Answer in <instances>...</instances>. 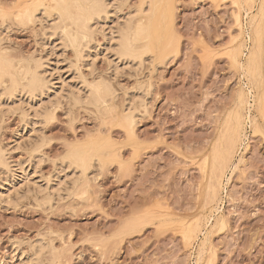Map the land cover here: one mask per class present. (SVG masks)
Instances as JSON below:
<instances>
[{
  "label": "rangeland",
  "instance_id": "374dc122",
  "mask_svg": "<svg viewBox=\"0 0 264 264\" xmlns=\"http://www.w3.org/2000/svg\"><path fill=\"white\" fill-rule=\"evenodd\" d=\"M142 1H107L79 55L45 36L55 0H0V56L39 61L46 83L14 98L0 84V264H264V0H156L154 41L131 61L108 39ZM99 78L114 117L72 101Z\"/></svg>",
  "mask_w": 264,
  "mask_h": 264
},
{
  "label": "bare ground",
  "instance_id": "6f19581e",
  "mask_svg": "<svg viewBox=\"0 0 264 264\" xmlns=\"http://www.w3.org/2000/svg\"><path fill=\"white\" fill-rule=\"evenodd\" d=\"M107 1H109V0H107ZM106 0H55V2L53 3V4H51V12H52V14L54 13L55 15H56V18L59 20V21H57V19H55V22L53 23L52 22V26L50 27L51 28V31L50 32H46L45 34V36H47V38L49 37V36H52V35H54V34H56V35H60L61 36V38H63V39H65L66 41H68L69 43H70V45L72 46V48L74 47L75 49H73V51L75 50V52H76V50L82 45V43H83V41H85V43H83V45L82 46H84L85 44V46L87 47L88 45H87V42H89V44L91 43V41L90 40H92L91 38H92V36L94 35V33H93V25H95L94 23L95 22H97L98 20H100L101 21V18H103V17H106V16H108V13H109V11H111V10H109V5L111 4L110 2H109V4H108V2H107ZM144 1V3L142 4V5H140L139 7L140 8H138L137 9V12H136V15L134 14V16L135 17H137V18H134V19H131V17H129L130 18V20L128 19V22H125V21H127V20H125L124 22V24H122V23H120V27L117 29V34H116V30H115V28H112V31H110V33H111V35H109V41L111 42V41H115V45H114V43L113 44H111V45H114V47L113 46H111L110 45V48H112V50H114V49H116L114 52H117V53H119L120 54V56H122V57H124V58H131V61H132V59H140V61H142V59H143V56H145V53L147 54V52H149V49H150V46H151V44L153 43V41H154V37H155V32H154V26H153V23H152V18L154 17V16H156L155 14L157 13V10H158V6H157V1L156 0H143ZM142 1V2H143ZM38 2V1H37ZM41 3V2H40ZM257 3V2H256ZM263 4H264V2H262ZM49 4V3H48ZM32 5V4H31ZM50 5V4H49ZM145 5H146V7H148L147 9L145 8ZM159 5H160V3H159ZM256 5V4H255ZM259 5V4H258ZM35 6H40V4L39 3H37V5H35ZM45 6V5H44ZM43 6V7H44ZM243 6V5H242ZM47 7V6H46ZM45 7V9H47ZM49 7V6H48ZM163 7V6H162ZM241 7V6H240ZM258 8V7H257ZM38 9V7H35L34 8V11H33V9L31 10H28V11H26L27 9H25V11H24V14H25V16L27 17V19H31L32 17H36V13L39 11V9ZM44 9V10H45ZM245 9V8H244ZM42 10V9H41ZM37 11V12H36ZM164 11V10H163ZM162 11V12H163ZM258 11V10H257ZM26 12V13H25ZM44 12H46V11H44ZM165 12H166V10H165ZM50 13V12H49ZM111 13V12H110ZM257 13V12H256ZM23 14V13H22ZM23 14V15H24ZM48 14V12H46V14H44V15H47ZM24 16V17H25ZM257 16V15H256ZM48 17V16H47ZM260 17H262V14H261V16ZM133 18V17H132ZM162 18V17H161ZM160 18V19H161ZM105 19V18H104ZM108 19V18H107ZM135 19H137L136 21H135ZM251 19V18H250ZM44 20V19H43ZM261 20V19H260ZM31 21V20H30ZM45 21V20H44ZM104 21V20H103ZM46 22V21H45ZM105 22V21H104ZM162 22V21H161ZM254 22V21H253ZM261 22H262V20H261ZM263 22H264V20H263ZM18 23V22H17ZM46 24V23H45ZM98 24V23H97ZM104 24H106V23H104ZM103 24V25H104ZM119 23H117V25H118ZM249 24H251V23H249ZM49 26H50V24H49ZM164 26V25H163ZM162 26V27H163ZM252 26V25H251ZM96 27V26H95ZM100 27V26H99ZM160 27V26H159ZM49 28V29H50ZM165 28V27H164ZM171 28V27H170ZM43 29H46V28H43ZM48 29V28H47ZM95 29V28H94ZM114 30V31H113ZM254 30V29H253ZM48 31V30H47ZM168 31V30H167ZM256 31V30H255ZM115 32V33H114ZM250 32V31H249ZM261 32H262V30H261ZM109 33V34H110ZM166 33V32H165ZM116 34V35H115ZM162 34V33H161ZM263 34V33H262ZM250 35V34H249ZM55 36V35H54ZM105 36V35H104ZM160 36H162V35H160ZM253 35H251L250 37H252ZM60 37H58V39H59ZM107 38H108V36H107ZM254 38V37H253ZM57 39V40H58ZM159 39H160V37H159ZM249 40H250V38H249ZM254 40V39H253ZM264 40V39H263ZM49 41V40H48ZM62 41V40H61ZM94 41V40H93ZM251 41H252V39H251ZM54 42V41H53ZM63 42V41H62ZM156 43H157V40L155 41ZM159 42V41H158ZM64 44L66 43V42H63ZM262 44V43H261ZM68 45V43L65 45V46H67ZM162 45V44H161ZM257 45H258V43H257ZM69 46V45H68ZM70 47V46H69ZM238 47V46H237ZM241 47V46H240ZM260 47V46H259ZM262 48H264L263 47V44H262V46H261ZM85 48V47H84ZM89 48H90V45H89ZM88 48V49H89ZM157 48V47H156ZM155 48V49H156ZM87 49V48H86ZM261 49V48H260ZM82 49H80V51H81ZM85 50V49H84ZM84 50H82V51H84ZM163 50V49H162ZM236 50V49H235ZM264 50V49H263ZM79 50L77 51L78 52V54H79V52H80ZM76 52V53H77ZM113 52V53H114ZM234 52V51H233ZM263 52V51H262ZM86 53V52H85ZM234 53H236V52H234ZM77 54V55H78ZM80 54H82V53H80ZM79 54V55H80ZM87 54V53H86ZM250 54V53H249ZM262 54V53H261ZM115 55V54H114ZM235 55V54H234ZM83 56V58L85 57L84 55H82ZM82 56H77V57H82ZM117 56H119L118 54H117ZM257 56V55H256ZM258 56H260V55H258ZM263 56V55H262ZM91 57V56H90ZM235 57V56H234ZM251 57V56H250ZM34 58V57H33ZM75 58H76V56H75ZM79 58V59H80ZM82 58V59H83ZM86 58V57H85ZM123 58V59H124ZM258 58V57H257ZM13 59V58H12ZM12 59H10L9 57H6L5 55H2V56H0V84H2L3 85V83L4 82H6L7 81V79L9 80V82H10V85H9V82L7 83V85H9L8 86V90H10V93L12 94V96H13V94H14V92L15 91H18V90H26V91H28V92H30V95H31V93H32V97H33V94L34 95H36L35 93L36 92H39V91H44L43 89H44V87H45V85H46V83H45V81H44V79L45 78H43L42 77V73H40V69H41V67H44L39 61H37L36 62V60H35V63H34V65L31 63V62H34V61H30V63H28V64H23V62H20V64H21V67L20 68H17V65L15 64L16 62L15 61H13ZM39 59H41V58H39ZM122 59V58H121ZM238 59V58H237ZM22 60V59H21ZM81 60V59H80ZM125 60V59H124ZM128 60V59H127ZM144 60V59H143ZM247 60H250V59H247ZM259 60V59H258ZM28 61V60H27ZM40 61H42V60H40ZM130 61V60H129ZM137 61V60H136ZM140 61L138 62V64L140 63ZM255 61H257V60H255ZM18 62H19V60H18ZM128 62V61H127ZM249 62V61H248ZM254 62V61H253ZM257 62H259V61H257ZM256 62V63H257ZM142 63V62H141ZM239 63V62H238ZM251 63V62H250ZM255 63V64H256ZM242 64V63H241ZM240 64V66H242ZM239 65V64H238ZM245 65V64H244ZM253 65V64H252ZM20 65H18V67H19ZM247 67V66H246ZM245 67V68H246ZM250 67V66H249ZM256 67V66H255ZM241 68V67H240ZM243 68V67H242ZM252 68V67H251ZM246 69H248V68H246ZM42 71V70H41ZM250 71V70H249ZM252 71H253V69H252ZM254 71H256V70H254ZM260 71V70H259ZM245 72H247V71H245ZM257 72V71H256ZM248 73V72H247ZM42 74V75H41ZM249 74V73H248ZM253 74V73H252ZM83 78V77H82ZM248 78V77H247ZM253 78V77H252ZM251 78V79H252ZM85 79V78H84ZM84 79H82V80H84ZM96 79V78H95ZM100 79V80H99ZM98 80H95V81H93V82H88L87 83V79H86V81H84V82H86L87 83V89H88V92H87V95L85 96V99H86V97H87V99L86 100H84V98H83V95L81 96V98H83V100L80 98V97H77V96H75V93H77V92H75L74 91V94H72L73 95V99H75V101L74 100H72V99H70V100H72L73 101V103H74V105H76V104H80V102L82 103V102H84L85 104L84 105H86V102L85 101H87V104L88 105H93V106H95V110H98V112H100V115H101V113H102V115H104L105 113L104 112H107L104 116H107L108 114L110 115H108L109 117H112V115H113V117L115 116V114L113 113V114H111V110L112 111H114V112H116L114 109H113V106L112 105H114L115 103H112L113 102V100H114V88H113V86L114 85H111L112 84V82H109V80L107 81V80H105V78H99ZM104 79V80H103ZM251 79H249V81L251 80ZM254 79V78H253ZM64 82V81H63ZM86 83H84L85 85H86ZM249 83H253V82H249ZM53 85V84H52ZM84 85V86H85ZM1 87V86H0ZM6 87L7 86H5L4 88L6 89ZM47 87V86H46ZM86 87V86H85ZM254 87V86H253ZM4 88H0V90L1 89H3L4 90ZM50 88V87H49ZM52 88V87H51ZM53 88H54V86H53ZM46 89V88H45ZM78 89V88H77ZM84 89H86V88H84ZM75 90V89H74ZM25 91V92H26ZM41 91V92H42ZM46 91H47V89H46ZM45 91V92H46ZM72 91V90H71ZM82 91V90H81ZM80 91V92H81ZM87 91V90H86ZM27 92V93H28ZM2 93H3V91H2ZM1 93V94H2ZM43 93V92H42ZM6 94V93H5ZM20 94V93H19ZM24 94H26V93H24ZM39 94V93H38ZM57 94V93H56ZM79 94V93H78ZM77 94V95H78ZM3 95V94H2ZM16 95V94H15ZM28 95V94H27ZM244 95V94H243ZM258 95V94H257ZM6 96V95H5ZM37 96V95H36ZM39 96H40V94H39ZM39 96H37V97H39ZM60 96V95H59ZM58 96V97H59ZM66 96V95H65ZM64 95H63V97H65ZM78 96H80V94L78 95ZM7 97V96H6ZM16 97V96H15ZM28 97H30L29 95H28ZM61 97H62V95H61ZM243 97V96H242ZM241 97V98H242ZM256 98L255 99H257V96H255ZM13 98H14V96H13ZM36 98V97H35ZM72 98V97H71ZM240 98V97H239ZM246 98V97H245ZM19 99V98H18ZM33 99V98H32ZM243 99V98H242ZM245 100V99H244ZM243 100V101H244ZM246 101V100H245ZM15 102V101H14ZM56 102V101H55ZM240 102V101H239ZM17 103H19V102H17ZM59 103V102H58ZM15 104V103H14ZM39 104V103H38ZM60 104V103H59ZM112 104V105H111ZM4 105V104H3ZM131 105V104H130ZM129 105V106H130ZM5 106V105H4ZM31 106V105H30ZM37 106H39V105H37ZM43 106V105H42ZM46 106V105H45ZM44 106V107H45ZM53 106V105H52ZM116 106V105H115ZM114 106V107H115ZM128 106V107H129ZM147 106V105H146ZM8 107V106H7ZM43 107V108H44ZM12 108V107H11ZM10 108V109H11ZM31 108H33V107H31ZM41 107H38V109H40ZM43 108L42 109H40V110H42L43 111ZM97 108V109H96ZM30 109V108H29ZM49 109V108H48ZM117 109V108H116ZM37 111V109H33V111ZM40 110H38L37 112H40ZM50 110V109H49ZM48 110V111H49ZM132 110V109H131ZM46 111L45 113H46V117L44 118V119H49L48 117H51V111ZM102 111H104V112H102ZM128 111V110H127ZM126 111V112H127ZM130 111V110H129ZM37 112H33V113H37ZM109 112V113H108ZM125 112V111H124ZM131 112V111H130ZM54 111L52 112V117L54 118L55 116H54ZM133 114V113H132ZM131 114V115H132ZM233 114V113H232ZM26 115V114H25ZM38 115V114H37ZM36 115V116H37ZM43 115V116H42ZM131 115H130V117H131ZM134 115V114H133ZM29 116V115H28ZM41 116L42 117H44V113H42L41 112ZM140 116V115H139ZM233 116V115H232ZM25 117V116H24ZM34 117H35V114H34ZM40 117V116H39ZM51 117V120L53 119ZM128 117V116H127ZM136 117V116H135ZM106 118V117H105ZM134 119V117H131V120H133ZM51 120H49V121H51ZM46 121V120H45ZM49 121H46V122H49ZM129 122V121H128ZM133 122H135V121H133ZM241 122H243V121H241ZM243 125V124H242ZM242 125H240V126H242ZM132 127V126H131ZM243 127V126H242ZM241 129V128H240ZM131 131V130H130ZM240 131V130H239ZM241 131H243V128H242V130ZM131 133H132V131H131ZM241 134V133H240ZM225 136H226V138H227V135L225 134ZM239 136V135H238ZM242 136V135H241ZM242 138V137H241ZM224 140V139H223ZM239 140V139H238ZM241 140V139H240ZM44 141V140H43ZM42 141V142H43ZM221 142V141H220ZM222 143V142H221ZM79 144V143H78ZM92 144V143H91ZM2 145V144H1ZM1 145H0V170L2 171V172H4L5 170H2V169H6L7 170V168H8V165H7V163H6V161L8 160V159H6V156H4L5 154H4V150H3V147H1ZM39 145V144H38ZM37 145V146H38ZM99 145H102V144H99ZM98 145V146H99ZM231 145V144H230ZM40 146H41V143H40ZM105 146V145H104ZM224 146V145H223ZM223 146H222V148H223ZM92 147V146H91ZM219 147V146H218ZM41 148V147H40ZM96 148V147H95ZM225 149V148H224ZM223 149V150H224ZM36 150H38V149H36ZM97 150V149H96ZM99 150H100V148H99ZM105 150V149H104ZM220 150V149H219ZM223 150H221L222 151V154L224 153V151ZM70 154H68L69 156H66V157H68L69 158V161H70V159L72 160L71 161V163H70V166L72 165V164H74L73 166H74V168L75 167H77V169H78V167H80V170H79V172L80 171H82L83 172V170L84 169H81V168H83V167H85V165H87V159L88 158H86L85 157V155H84V153H82V152H87V151H85V149H83V148H81V147H79V146H74V147H72L71 148V150H69L68 151ZM72 152V153H71ZM95 152V151H94ZM100 152H102V150L100 151ZM38 153V152H37ZM98 153H99V151H98ZM212 153V152H211ZM228 154V153H227ZM92 155V154H91ZM90 155V156H91ZM94 155V154H93ZM92 155V156H93ZM226 155V154H225ZM89 156V157H90ZM66 157H64V158H66ZM71 157V158H70ZM226 157V156H225ZM68 158H66V159H68ZM97 159V158H96ZM89 160H91V159H89ZM213 160V159H212ZM225 160V159H224ZM64 161H65V159H64ZM69 161H66V162H69ZM8 163H9V161H7ZM223 163V162H222ZM19 164V163H18ZM75 164H76V166H75ZM210 164V163H209ZM227 164V163H226ZM68 165H69V163H68ZM78 165V166H77ZM11 166V165H10ZM10 166H9V168H10ZM209 166V165H208ZM213 167V166H212ZM226 167V166H225ZM227 168V167H226ZM9 171H10V169H8ZM8 170L7 171H5V172H8ZM212 170V169H211ZM12 171V170H11ZM213 171V170H212ZM220 172V171H219ZM9 173H11V172H9ZM209 173V172H208ZM213 173V172H212ZM8 174V173H7ZM85 174V173H84ZM211 175V174H210ZM213 175H214V173H213ZM79 176V175H78ZM5 177H6V175H5ZM219 177V176H218ZM6 179V178H5ZM61 181V180H60ZM8 182V181H7ZM209 182V181H208ZM211 182V181H210ZM59 183V182H58ZM64 183V182H63ZM217 184V183H216ZM7 186V185H6ZM212 186V185H211ZM210 186V187H211ZM73 187V186H72ZM213 187V186H212ZM14 192V191H13ZM16 192V191H15ZM2 193V192H1ZM6 194V193H5ZM12 193H10L9 195H11ZM18 194V193H17ZM19 195V194H18ZM213 195H214V193H213ZM4 196H6V195H4ZM13 196V195H12ZM6 197H10V200H14V199H12L13 197H11V196H6ZM16 197V196H15ZM211 197V196H210ZM40 199V198H39ZM215 200V199H214ZM10 202V201H9ZM9 202H7V203H9ZM13 202V201H12ZM15 202V201H14ZM11 203V202H10ZM40 203H41V201H40ZM218 206V205H217ZM214 209H216V208H214ZM217 211H218V209H216ZM216 211V212H217ZM217 217V216H216ZM218 218L220 219V217L218 216ZM218 219V220H219ZM216 221V220H215ZM222 223V222H221ZM213 225V224H212ZM212 225H211V227H212ZM217 225V224H216ZM213 228V227H212ZM207 236V235H206ZM207 238V237H206ZM208 239V238H207ZM207 239H206V241H207ZM40 242V241H39ZM207 243V242H206ZM40 245H43V244H40ZM35 246V245H34ZM37 246V245H36ZM203 246V245H202ZM42 246H38V247H35L36 249L38 248H41ZM43 247H44V245H43ZM203 248V247H202ZM206 248V247H205ZM44 249V248H43ZM39 250H41V249H39ZM38 250V251H39ZM202 250V249H201ZM37 251V252H38ZM42 251V250H41ZM40 251V252H41ZM199 251V250H198ZM199 253H200V251H199ZM40 253H38V255H39ZM201 254V253H200ZM205 254V253H204ZM34 255V254H33ZM37 254L35 253V255L34 256H36ZM37 255V256H38ZM36 256V257H37ZM198 256V255H197ZM35 258V257H34ZM31 259V260H30ZM30 259H28L29 261H30V264H34V262L33 261H37V259L35 258V259H33L32 260V258L30 257ZM198 260V259H197ZM29 261L28 262H26V263H29ZM201 261V260H200Z\"/></svg>",
  "mask_w": 264,
  "mask_h": 264
}]
</instances>
